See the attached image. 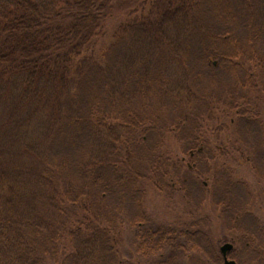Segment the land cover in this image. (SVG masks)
Wrapping results in <instances>:
<instances>
[{
  "label": "trees",
  "instance_id": "1",
  "mask_svg": "<svg viewBox=\"0 0 264 264\" xmlns=\"http://www.w3.org/2000/svg\"><path fill=\"white\" fill-rule=\"evenodd\" d=\"M221 70L235 86L219 88ZM256 90L264 0H0V264H96L127 199L132 226L148 223V186L189 199L199 186L198 206L255 228L240 242L264 264V223L232 178L244 162L264 182ZM171 227L155 234L166 247L199 246Z\"/></svg>",
  "mask_w": 264,
  "mask_h": 264
},
{
  "label": "rangeland",
  "instance_id": "2",
  "mask_svg": "<svg viewBox=\"0 0 264 264\" xmlns=\"http://www.w3.org/2000/svg\"><path fill=\"white\" fill-rule=\"evenodd\" d=\"M125 7H128V5L125 4L122 9H126ZM236 8H238V6H236ZM236 32L239 33L240 30H236ZM259 71L258 68H255V73ZM219 77V88L223 87L224 81L231 85L234 84V86L237 81L235 75L225 70L220 71ZM234 88L235 87L232 89ZM252 96L260 99L259 106L262 110V119L264 120V93L256 90L252 92ZM222 116L223 115H221V117ZM223 138L226 139L225 134H223ZM233 153L235 154L236 152L233 151ZM188 160L190 159L188 158ZM233 166L234 174L232 178L234 180H244L247 182L253 195L250 210L260 219L261 223H264V182L260 179L259 172L253 169L249 163L236 162L233 163ZM202 181L205 184L212 185L213 183V179L209 176ZM147 188L148 192L144 199L143 208L148 223L144 225L134 221L135 225L132 226L130 219L133 218L136 212L134 210L135 207L130 204L133 203V199H127L125 203L126 206L123 207L122 212L113 218L119 226L115 251L113 255L100 259L96 264H163L161 261L164 259L167 260L164 264H168V261H170V264H213L216 258H219L221 263L224 264L223 258L220 255V247L226 242H230L234 245L233 249L229 252L231 259L237 262L239 261L242 264H257L258 259L256 252L251 249H245L240 242V239L246 232L251 234L255 228H229L220 209L214 202L212 203L210 201L212 199H208L205 204L198 206V197L200 195L199 186H196L195 190L192 191V197L190 199L184 197L182 194L170 197L165 193L157 192L151 186ZM215 192L217 196H219L220 190L218 188H216ZM249 199H251V197H249ZM114 200L117 199H110L109 203L115 202ZM200 225L204 226L205 229L199 227ZM171 226H174V230L194 233V240L198 241L199 246L190 250L188 244H186L188 243L186 242L187 236L185 234V236L180 234L175 241H179L180 243L178 242V244L181 246H176L175 249L166 247V243H163L165 241H163L162 238L159 239V237L169 233V231L172 230ZM167 228L170 229L168 230ZM200 230H205L207 236L201 235L202 233ZM141 231L143 232L141 233ZM150 233H154V235L149 241L152 242L157 238L159 241H162H157L158 246H153L149 249L148 253H143L147 251L146 247L149 245L147 237L151 235ZM156 233L157 235L159 234V237L155 236ZM197 233L200 234L197 235ZM144 240L147 241V243H145ZM69 251L70 249H67L66 252L68 253ZM60 264H62L61 261ZM63 264H73V262L67 261Z\"/></svg>",
  "mask_w": 264,
  "mask_h": 264
},
{
  "label": "water",
  "instance_id": "3",
  "mask_svg": "<svg viewBox=\"0 0 264 264\" xmlns=\"http://www.w3.org/2000/svg\"><path fill=\"white\" fill-rule=\"evenodd\" d=\"M233 247L234 245L230 242H226L220 247L221 254L224 258V264H238L236 260L230 259L228 256Z\"/></svg>",
  "mask_w": 264,
  "mask_h": 264
},
{
  "label": "flooded vegetation",
  "instance_id": "4",
  "mask_svg": "<svg viewBox=\"0 0 264 264\" xmlns=\"http://www.w3.org/2000/svg\"><path fill=\"white\" fill-rule=\"evenodd\" d=\"M221 252V251H220ZM229 256V255H228ZM229 258H230V256H229ZM223 263H224V260H223Z\"/></svg>",
  "mask_w": 264,
  "mask_h": 264
}]
</instances>
